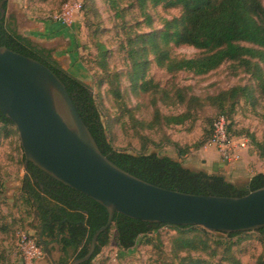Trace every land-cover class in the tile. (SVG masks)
<instances>
[{
    "label": "rangeland",
    "instance_id": "obj_1",
    "mask_svg": "<svg viewBox=\"0 0 264 264\" xmlns=\"http://www.w3.org/2000/svg\"><path fill=\"white\" fill-rule=\"evenodd\" d=\"M262 2L264 4V0ZM27 7L30 16L60 21L66 29L63 32L57 30L56 35L53 34L57 39L47 47L54 49V55H58L64 70L90 86L106 134L114 147L133 154L144 151L166 154L194 170L222 172L239 185L246 183L255 173H264V158L256 144L258 142L264 147V100L259 98L255 89L256 81L242 66L226 62L205 75L188 71L169 73L158 66L151 55L147 79L158 85V91L145 93L133 88L129 77L132 64L128 53L129 38L138 32L163 28L166 19L181 16V7L160 5L150 8L147 11L153 18L151 26L147 25L145 14L129 1L122 2V17L115 15L106 0H27ZM38 40L41 38H32L35 43ZM99 43L108 50L109 71L112 74L121 73L122 100L113 95L109 83L103 81L99 84L106 75L100 66ZM200 52L189 45L172 47L175 57H194ZM244 86L252 87V95L247 98L241 94L234 100L235 109L230 116L231 132L228 134L236 138L247 136L250 143L241 160L228 163L215 144L203 142L220 114V109L210 98L233 87ZM231 103H224L223 109L230 110ZM156 110L162 115L184 113L188 119L183 124L168 125L155 118ZM151 123L154 125L152 128L149 127ZM172 142H177L178 146ZM19 145V135H14L4 139L0 146V180L4 184L0 208L7 215L5 222L12 225L7 233L0 232V254L18 263L22 258L26 262V247L19 245L23 235L27 234L37 241L41 231L40 220L31 213L24 200L26 170L23 148ZM215 160L223 162L224 167L216 168ZM201 228L198 226L192 231L179 232L164 226L153 235L151 244L141 237L137 245L129 250L118 246L117 233L113 229L110 243L92 264H197V260L199 264H231L226 253L229 246L231 253L243 264L264 262V240L256 231L229 239L225 233L206 229L210 232L207 233ZM184 237L193 238L198 249L191 246L180 250L182 246L178 242ZM41 247L43 256L33 259L30 264L46 256L44 245ZM49 250V257L57 264L61 257L59 245L52 243ZM186 256L189 257L183 259ZM5 263L0 261V264Z\"/></svg>",
    "mask_w": 264,
    "mask_h": 264
},
{
    "label": "trees",
    "instance_id": "obj_2",
    "mask_svg": "<svg viewBox=\"0 0 264 264\" xmlns=\"http://www.w3.org/2000/svg\"><path fill=\"white\" fill-rule=\"evenodd\" d=\"M106 1L117 17L123 16L122 2L129 1L132 5H136L145 14L149 26L153 22L152 15L147 11L150 8L160 5L167 8H182L181 16L166 19L163 28L138 32L133 38H129L128 53L132 60L129 77L134 89L145 93L158 91V85H154L152 80L147 79V70L151 62L149 56L152 55L156 64L169 73L188 71L196 75H205L226 62L236 63L252 75L256 81L255 89L259 92V98L264 100V4L262 0ZM6 5L5 3L4 7ZM3 45L43 62L60 76L102 152L112 162L131 174L158 186L194 194L243 196L264 187L263 172L255 173L246 183L239 185L229 180L222 172L194 170L166 154L146 151L133 154L117 149L108 139L92 89L87 83L64 70L57 61L52 59L51 54L46 56L45 50L36 49L30 39L18 34L11 26L0 21V46ZM180 45L193 46L201 52L194 57H175L172 54V47ZM97 46L101 57L100 66L106 71L105 77L99 84L103 81L109 83L113 95L122 100L121 73L112 74L109 71L108 50L102 43ZM160 91L163 92V90ZM252 91L251 86L233 87L210 98L220 109L219 116L226 117L229 134L231 132L230 116L235 109L234 100L241 94L249 98ZM228 101H232L231 108L225 110L223 106ZM155 118L162 119L170 125L183 124L188 116L184 113L162 115L159 110H156ZM215 120L203 142L212 139ZM149 127L152 128L154 125L151 123ZM14 135H19L14 122L0 110V146L4 139ZM253 141H256L254 137ZM172 143L178 146L177 142ZM256 144L261 148V157L264 158V147L258 142ZM19 147L22 148L21 145ZM22 158L25 160L24 152H22ZM28 171L31 180L24 178V200L31 213L40 220L43 240L59 245L61 257L57 264H70L73 260L85 256L91 247L95 232L108 221L107 208L88 195L54 179L32 163L29 164ZM3 186L0 180V207ZM5 220L7 221V215H4L0 208V232L2 233H7L12 227ZM164 226L179 232L192 231L198 227L145 222L116 213L111 226L99 235L97 248L92 258L81 264H92L95 257L110 243L113 229L117 233L118 246L123 250H129L137 245L141 237H145L151 244L153 235ZM201 229L203 232L210 233L204 228ZM246 233H230L226 236L233 239ZM256 233L264 240V227ZM36 242L40 246L43 245L40 237ZM178 243H181L182 251L191 246L198 249L193 238L184 237ZM226 253L231 264H243L231 253L230 246ZM187 257L189 256L183 259ZM0 261L12 264L7 255L0 254ZM20 261L25 264L23 258ZM199 262L197 260V264Z\"/></svg>",
    "mask_w": 264,
    "mask_h": 264
},
{
    "label": "water",
    "instance_id": "obj_3",
    "mask_svg": "<svg viewBox=\"0 0 264 264\" xmlns=\"http://www.w3.org/2000/svg\"><path fill=\"white\" fill-rule=\"evenodd\" d=\"M5 2L0 1V21L6 16ZM0 110L19 132L28 179L32 163L108 210V221L95 232L88 253L70 264L92 258L99 235L116 213L225 234L264 227V187L243 196L187 193L155 185L116 165L100 149L60 76L5 45L0 46ZM40 238L48 258L50 243L43 240L42 231Z\"/></svg>",
    "mask_w": 264,
    "mask_h": 264
},
{
    "label": "crops",
    "instance_id": "obj_4",
    "mask_svg": "<svg viewBox=\"0 0 264 264\" xmlns=\"http://www.w3.org/2000/svg\"><path fill=\"white\" fill-rule=\"evenodd\" d=\"M5 3L7 4L5 7L6 16L3 22L8 26H11V28L15 30L18 34L30 39L31 41L34 37H40L41 40H38L39 42L37 43L32 41V45H37V47H40L41 50L49 52V54H51L52 59L54 61H57L61 65V62L57 58L58 55H54V49L47 47V45L53 43L57 39L54 38V35H56L55 32H57V30H60L61 32L66 30L63 29L60 21H53L44 17L41 19H37L38 16H30L29 11L27 10V0H6ZM224 165L225 164L223 162L215 160L216 168L224 167ZM12 263L23 264L21 261H19L18 263V261L14 260L12 261ZM35 264L54 263L52 262L50 257L47 258L45 256L43 259L35 260Z\"/></svg>",
    "mask_w": 264,
    "mask_h": 264
},
{
    "label": "built area",
    "instance_id": "obj_5",
    "mask_svg": "<svg viewBox=\"0 0 264 264\" xmlns=\"http://www.w3.org/2000/svg\"><path fill=\"white\" fill-rule=\"evenodd\" d=\"M228 121L225 116L220 115L214 122V134L210 142L217 146L222 158L228 162H238L243 156V151L248 149L250 140L247 136L232 137L228 134ZM22 247H26V264L33 259L43 256V248L37 244L29 235L24 234L21 238Z\"/></svg>",
    "mask_w": 264,
    "mask_h": 264
},
{
    "label": "flooded vegetation",
    "instance_id": "obj_6",
    "mask_svg": "<svg viewBox=\"0 0 264 264\" xmlns=\"http://www.w3.org/2000/svg\"><path fill=\"white\" fill-rule=\"evenodd\" d=\"M34 47H35L36 49L40 50V51H44V50L39 49L37 46H34ZM45 54H46V56H49V53H48V52H45ZM29 180H31V178H30Z\"/></svg>",
    "mask_w": 264,
    "mask_h": 264
}]
</instances>
